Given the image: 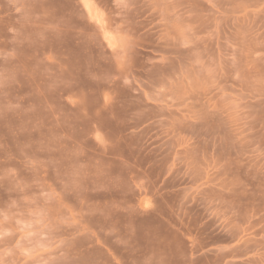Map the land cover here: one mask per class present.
I'll return each mask as SVG.
<instances>
[{
    "label": "rangeland",
    "instance_id": "obj_1",
    "mask_svg": "<svg viewBox=\"0 0 264 264\" xmlns=\"http://www.w3.org/2000/svg\"><path fill=\"white\" fill-rule=\"evenodd\" d=\"M83 1L0 0V264H264V0Z\"/></svg>",
    "mask_w": 264,
    "mask_h": 264
},
{
    "label": "bare ground",
    "instance_id": "obj_2",
    "mask_svg": "<svg viewBox=\"0 0 264 264\" xmlns=\"http://www.w3.org/2000/svg\"><path fill=\"white\" fill-rule=\"evenodd\" d=\"M83 2L85 3V0H84ZM84 3H83V4H84ZM87 3H89V2H87ZM87 3H85V8L87 9V10H86V9H85V10L88 11L90 14L93 15V13L91 12V11H92L91 8L93 7V5L90 7L89 4H87ZM91 4H92V3H90V5H91ZM94 11H95V10H94ZM88 12H87V13H88ZM89 13H88V15H90ZM97 14H98V12H97L96 14H94V15H97ZM94 15H93V16H94ZM89 18H90V16H89ZM93 18H95V17H93ZM91 19H92V18H91ZM94 20H95V19H94ZM102 22H103V21H102ZM110 37H112V36H110ZM111 40H113V39H111ZM109 41H110V40H109ZM111 43H112V42H111ZM109 44H110V43H109ZM109 46H110V45H109ZM110 47H111V46H110Z\"/></svg>",
    "mask_w": 264,
    "mask_h": 264
}]
</instances>
